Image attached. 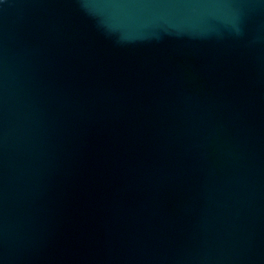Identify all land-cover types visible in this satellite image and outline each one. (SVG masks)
I'll use <instances>...</instances> for the list:
<instances>
[{"label": "water", "instance_id": "obj_1", "mask_svg": "<svg viewBox=\"0 0 264 264\" xmlns=\"http://www.w3.org/2000/svg\"><path fill=\"white\" fill-rule=\"evenodd\" d=\"M0 264H264V0H0Z\"/></svg>", "mask_w": 264, "mask_h": 264}]
</instances>
